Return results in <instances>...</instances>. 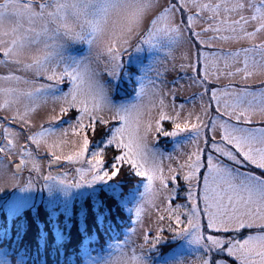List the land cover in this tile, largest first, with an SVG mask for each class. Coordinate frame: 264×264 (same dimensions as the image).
Returning <instances> with one entry per match:
<instances>
[{
	"label": "snow or ice",
	"instance_id": "obj_1",
	"mask_svg": "<svg viewBox=\"0 0 264 264\" xmlns=\"http://www.w3.org/2000/svg\"><path fill=\"white\" fill-rule=\"evenodd\" d=\"M133 38L152 51L167 47V55L174 46L189 45L188 63L180 68L190 69L187 79L203 89L198 111L168 105L163 98L157 104L163 93L154 82L150 89L141 83L135 103L113 102L121 52ZM217 41L249 46L217 51ZM75 45H87V51L74 54ZM0 53V65L7 68L0 75V110L12 113L0 118L5 142L0 154L20 157L14 171L2 169L0 179L10 173L15 182L26 158L34 156L32 145L37 155L47 148L51 163H58L61 156L53 149L71 131L78 150L65 159L83 164L88 154L86 173L77 168L81 180L72 184L51 173L43 176L49 190L107 182L129 165L147 181L137 216L152 203V183L159 179L169 205L164 211L176 225L168 230L192 235L204 253L198 264H228L225 255L238 264H264V126H255L254 119L264 116V78L258 87L249 83L257 73L264 77V0H2ZM222 78L230 83L211 87ZM179 83L173 82V97ZM49 105L47 127L35 131L33 114ZM164 120L172 122L173 131L161 128ZM155 133L172 138L188 133V139L165 154L154 145ZM165 160L179 166H169L165 175ZM32 164L40 171L35 159ZM15 186L33 188L30 181ZM182 191L187 203L172 206ZM243 229L258 231L241 240ZM159 239L158 232L151 247ZM109 264L142 260L133 255Z\"/></svg>",
	"mask_w": 264,
	"mask_h": 264
},
{
	"label": "rangeland",
	"instance_id": "obj_2",
	"mask_svg": "<svg viewBox=\"0 0 264 264\" xmlns=\"http://www.w3.org/2000/svg\"><path fill=\"white\" fill-rule=\"evenodd\" d=\"M2 2V0H0ZM27 2V0H24ZM199 31L200 29L197 28ZM107 39V36H105ZM259 42V41H257ZM102 46V45H101ZM249 46L247 42L237 43V42H225L217 41L215 50L219 51L224 49L226 51H236L241 47ZM136 47H140L141 50L137 51ZM189 45L183 44L180 46H174L171 52V55H167V47H162L159 51L148 49L147 45L140 43L137 39L133 38L129 46H126L125 49L121 52L120 63L121 69L119 72V77L117 80L112 82L113 91H112V100L114 103H135L137 90L141 86V83L144 82L147 88H152L153 83L160 91L163 93L162 97L157 98V104L159 99L163 98L168 105L175 104L177 107L181 104L185 105L187 110L195 108L199 110V101L197 96L200 91L203 89L198 85L193 84L187 77L192 75L191 70L189 69L186 73L181 70L180 65L186 64L188 61L185 59V55L188 53ZM74 54H82L87 51V45H75L72 49ZM0 59H3L2 53H0ZM155 60L156 63L152 65V61ZM152 65V67H151ZM242 66V65H241ZM234 70V69H233ZM159 72V75H157ZM7 68L0 65V75H6ZM261 77L259 73L256 74V77L251 78L249 83L255 87L259 86V80ZM105 80L110 79L107 75L104 76ZM180 80L181 83L175 85V96L173 97L170 92L173 89V82ZM228 79L222 78L221 82L218 84L211 85V87H222L225 84H229ZM136 85L135 90L134 85ZM132 85V87H131ZM6 86V85H5ZM66 85L62 84L61 88L66 90ZM134 95V96H133ZM127 99L115 98L124 97ZM133 96V97H132ZM130 97V98H129ZM171 111V108L168 109ZM214 110V108H213ZM51 113V106L49 105L44 110L40 111L38 115L33 114L34 116V130L39 131L40 125L44 124L47 127L48 115ZM187 115V111L184 113ZM5 115H12V113H7L4 110H0V118H3ZM151 115L153 117L157 116L155 109L152 110ZM67 119V118H65ZM144 121L149 119L148 115L143 117ZM194 119V118H193ZM255 126H264L262 121H264V116L257 114L255 116ZM117 123L118 121H111V124ZM169 122L172 126H170ZM7 124V121H4ZM67 127V124L63 125ZM12 127L15 129L18 125L13 124ZM161 128L165 131H173V124L170 120L161 121ZM188 133H182L177 138H172L165 136L161 141L159 133L154 134V145L160 151L165 154L173 153L181 144L187 142ZM78 139L77 136L73 135L71 131L66 138L56 143L53 151L56 155L61 156V160L58 163H51L53 157L49 155L47 148L40 151L37 155L35 153V145H32L29 149L33 151L34 156L32 159H35L40 166V171L33 170L32 159L26 158V165L21 168L19 176L15 178V182L11 177V174L3 179H0V211L2 210L8 216V219L19 215H25L30 212L29 209H35L38 205L48 208L52 212H60L63 214L64 221L68 222L75 226L76 221V212L75 207L78 202L89 199L95 191L100 188H103L107 185L111 187L113 185L111 181L107 182H97L90 186H81L79 188H64L59 185H52L51 190L49 186L45 185L43 176L51 175L57 176L59 179H64L67 183L72 184L74 182L81 180V174L76 171L77 168H81L86 173L87 170V159L88 154H86L85 162L83 164L69 162L65 159L66 156L72 155L77 149L76 144L74 143ZM169 141V142H168ZM5 143L2 140V130H0V146ZM21 143L25 141L21 140ZM187 150V149H185ZM20 162V157L13 152L11 157L0 154V175H2L3 168H9L12 171L15 170L16 165ZM180 163L183 161L180 160ZM171 166L172 168L178 167V162L176 160L163 162V168L165 170V175L167 174V168ZM87 179H91V176L88 175ZM31 182L33 188L26 189L23 187H16L17 183H27ZM147 181L144 179V184L140 190L133 192L135 202L132 205V214L134 216L133 226L131 229L121 235L113 243H109L106 248L100 250H91L89 246L97 245L98 241H87L84 240L82 246L87 251L82 253V262L78 264H109L110 261H116L120 259H130L133 255L140 257L142 264H198V261L204 256L201 246L197 244L190 233L183 235H174L173 232H170L168 229L171 226L173 229L176 228L175 222L168 220V213L164 211L169 205L168 201L164 195V190L159 179H156L152 183V193L153 199L152 203H145L143 205L142 213L137 216L136 210L140 207L142 200L141 194L144 191V185ZM170 187L171 181H169ZM118 186V185H117ZM180 187L186 188V185L180 180ZM113 188H116L115 186ZM120 188V187H119ZM124 191L126 195L130 193V190L126 189ZM115 191L119 192L116 188ZM123 191V190H122ZM185 193L182 191L180 197L172 201V206L176 204L187 203L185 200ZM127 197V196H126ZM122 203L127 204V198L121 199ZM28 211V212H27ZM165 216L163 221H160L159 217L161 215ZM185 217H182V220H185ZM183 226V225H181ZM74 229V228H72ZM32 230H36L32 228ZM257 229H243L240 233L239 238L242 240L249 234H256ZM159 232L161 237H168L171 235V240H179L182 244L178 250V256L172 257H155L156 263L153 258L148 257V249L145 248L147 243H151L156 239L157 233ZM205 236L208 234L207 229H204ZM57 240L63 241L58 232H56ZM73 238L78 237L76 230H73ZM147 236V240L145 237ZM36 241H26V246L31 249L36 250ZM63 244V242H62ZM107 242L103 245H106ZM178 248V247H177ZM176 248V249H177ZM78 249L74 248L70 251V254H74L73 257L78 258ZM219 258V257H217ZM224 260H227L228 264H238L233 258L225 255ZM0 264H19L13 263L10 258L6 255L4 250L0 248Z\"/></svg>",
	"mask_w": 264,
	"mask_h": 264
},
{
	"label": "trees",
	"instance_id": "obj_3",
	"mask_svg": "<svg viewBox=\"0 0 264 264\" xmlns=\"http://www.w3.org/2000/svg\"><path fill=\"white\" fill-rule=\"evenodd\" d=\"M133 85L135 90L136 85ZM123 98L127 99L126 96L115 99ZM116 124L115 122L114 125ZM169 124L172 126L170 122ZM159 135L162 141L165 136L160 133ZM122 167L124 169L120 174L110 180L113 184L111 187L107 185L100 188L85 202H78L75 207V226L64 221L62 213L52 212L42 205H38L34 210L29 209L28 216L25 212V215L11 219L1 210L0 248L13 263L19 264H78L82 262L83 251H87L86 247L82 246L84 240L98 241L97 245L89 246L91 250L106 248L109 243H113L132 228V205L136 199L133 192L140 190L144 184V178L136 176L129 165ZM114 186L119 192L115 191ZM125 187L130 190L128 195L124 191ZM179 197L180 194L176 199ZM122 198H127V204L121 202ZM73 230H76L78 237L73 238ZM56 232L63 241L57 240ZM171 239V235L161 237L154 247H151L150 242L147 243L145 248L149 251L148 257L154 259L178 256L182 244L179 240ZM26 241H36V250L26 246ZM106 242V245L100 246ZM74 248L78 249V258L70 254ZM153 263H156L155 259Z\"/></svg>",
	"mask_w": 264,
	"mask_h": 264
}]
</instances>
